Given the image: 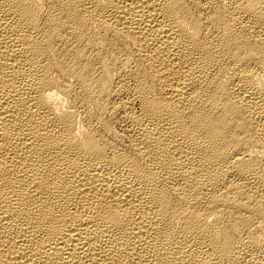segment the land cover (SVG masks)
<instances>
[{
    "label": "bare ground",
    "instance_id": "6f19581e",
    "mask_svg": "<svg viewBox=\"0 0 264 264\" xmlns=\"http://www.w3.org/2000/svg\"><path fill=\"white\" fill-rule=\"evenodd\" d=\"M0 264H264V0H0Z\"/></svg>",
    "mask_w": 264,
    "mask_h": 264
}]
</instances>
